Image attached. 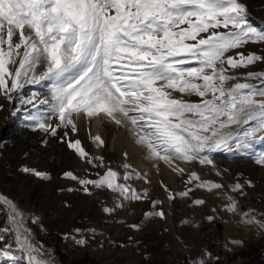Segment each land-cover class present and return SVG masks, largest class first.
Wrapping results in <instances>:
<instances>
[{
  "label": "snow or ice",
  "instance_id": "1",
  "mask_svg": "<svg viewBox=\"0 0 264 264\" xmlns=\"http://www.w3.org/2000/svg\"><path fill=\"white\" fill-rule=\"evenodd\" d=\"M249 44L264 45V26L251 21L244 0H0V94L19 101L16 112L25 113L27 127L34 131L57 136L58 130L71 126L75 133L74 115H102L128 127L146 149V159L170 165L174 160L197 161L215 168L213 152L251 157L255 144L264 143V71L239 72L264 63V55L247 51ZM42 64L44 70L37 73ZM28 85L46 87L49 94L43 99L35 91L26 95ZM233 125L238 127L232 130ZM60 139L92 167L105 169L96 179L63 173L85 193L92 195L95 188L119 193L124 200L147 198V189L140 193L128 183L147 182V174L124 164L121 175L105 164L103 156H91L79 139L68 138V131ZM93 140L101 147L105 143L99 135ZM255 162L264 166V151ZM175 168L184 172L178 165ZM21 171L51 179L49 173L27 166ZM242 175L237 174L230 188L246 197L245 188L255 187V182L241 183ZM192 181L208 191L224 189L222 183L202 181L194 171L186 183ZM164 187L170 200L192 191L174 194ZM225 196L230 203L224 210L238 212L236 198ZM162 204L153 201L154 207ZM117 207L124 205L117 201ZM0 212L7 217L0 227V262L56 264L53 250L34 240L27 226L29 219L37 223L39 217L2 193ZM145 216L163 219L166 213L161 207ZM206 219L211 222L215 217ZM241 223L264 230V213L258 218L249 209L241 214ZM86 231L94 235L97 230L76 228L75 234L65 233L64 238L87 247ZM208 260L219 257L205 249L204 256L191 264Z\"/></svg>",
  "mask_w": 264,
  "mask_h": 264
},
{
  "label": "rangeland",
  "instance_id": "2",
  "mask_svg": "<svg viewBox=\"0 0 264 264\" xmlns=\"http://www.w3.org/2000/svg\"><path fill=\"white\" fill-rule=\"evenodd\" d=\"M244 3L249 9L251 21L255 25L264 26V0H244ZM247 51L264 55V45L249 44ZM43 70V64L35 69L37 73ZM244 71H264V63L239 70ZM39 86L28 85L23 91L26 95L35 91L43 99L49 94L48 89ZM20 107L18 100L12 102L0 94V193L16 201L25 212L40 218L37 223L29 219L27 226L32 229L34 240L43 242L53 250L56 264H191L204 256L205 249L213 257H219L218 261L208 260V264H264V230L255 225L240 223L236 232L239 238L236 241L241 243L233 244L231 241L235 240L227 237L229 232L226 228L232 216L234 222L238 223L241 214L249 209H254L258 218L260 213H264V166L255 162L264 151V143L255 144L251 149V157L234 155L226 150L213 152L211 158L215 168L212 165H201L197 161L174 160L170 165L163 160L146 159V149L137 144L129 128L117 125L106 116H95L102 119L106 135L105 143L99 151L92 136L95 117L74 115L77 125L75 133L69 126L68 129L58 130L57 136H49L27 127L29 121L25 119V113L16 112ZM124 127L125 134L118 137L114 150L117 154L115 162V157L113 159L110 154L111 139ZM236 127L233 125L232 130ZM64 131H68V138L79 139L91 156H103L105 164L121 175L126 171L124 164L131 165L130 170L147 174L135 167L137 156L130 151L127 138V135H132L141 155L153 168L154 176L147 174V182L145 179H132L128 183L140 193L147 189V198L124 200L119 193L95 188L93 194L88 195L76 180L63 177L64 172L71 171L81 178L96 179L98 172L102 174L105 171L103 168L92 167L67 143L61 142L60 137ZM177 165L184 169L183 173L176 170ZM22 166L49 173L51 179L44 180L32 173H25L21 171ZM193 171L199 174L202 181L222 183L224 189L208 191L196 187L197 181L186 183ZM217 171L222 175H217ZM240 173L243 174L239 177L241 183L246 179L255 182V187L245 188L246 197L232 192L230 188ZM164 186L174 194L189 188L192 191L188 196L176 195L174 200H170L169 191ZM225 193L239 202L238 212L224 210L223 206L230 203ZM196 199H202L205 203L197 205L194 203ZM117 201L124 207H117ZM153 201H163V204L154 207ZM65 203L69 206L66 207ZM105 207L114 208L115 211L106 213ZM161 207L166 213L165 218L145 216ZM208 216H214L215 219L210 222L206 219ZM6 219V215L0 212V227L4 226ZM41 224L44 230H41ZM131 225H140V228L135 229ZM243 226L249 230L246 231ZM76 228L97 230L94 235L87 231L83 233L89 239L87 247H79L73 240L64 238L65 233L75 234ZM213 228L215 231L208 233ZM203 240H206V244H201ZM0 264L10 262L3 260Z\"/></svg>",
  "mask_w": 264,
  "mask_h": 264
},
{
  "label": "bare ground",
  "instance_id": "3",
  "mask_svg": "<svg viewBox=\"0 0 264 264\" xmlns=\"http://www.w3.org/2000/svg\"><path fill=\"white\" fill-rule=\"evenodd\" d=\"M31 108H29L30 109V111H33V109H32V106H30ZM95 120H94V122H93V126H92V136L93 137H95L96 135H99L104 141H105V138H106V135H105V128H104V126L102 125L103 124V122H102V119H100V117L98 118V117H95L94 118ZM126 127H124V128H122V130H121V132L118 134V133H115L114 134V136H113V138L111 139V152H110V154H112V156H113V159H114V157H115V159H114V161L116 162L117 161V159H116V156H117V154H116V151H114L115 150V148H116V146H117V140H118V137L120 136V135H122V134H125V129ZM21 129V128H20ZM18 130H19V128H18ZM128 133V132H127ZM127 138H128V142H129V145L131 146L130 147V151L133 153V152H135V154L134 155H136L137 157H135V159H136V162H137V166H135L136 167V169H138L139 171H144V173L146 172L147 174H152V176H154V171H153V168L151 167V166H149L148 164H147V162L145 161V158H143V156L141 155V153H140V150H139V146H137V144L136 143H134L133 141V137H132V135L130 136V135H127ZM94 143H96L97 144V142L96 141H94ZM99 148H98V150L100 151V146H98ZM107 152V151H106ZM114 152V153H113ZM128 153H129V151H128ZM114 169V168H113ZM33 188V187H32ZM33 206V205H32ZM241 218V217H240ZM232 220V221H231ZM241 223V220H239L238 221V223H235L234 222V216H232L231 218H230V220H229V223L227 222L226 223V228L228 229V232L229 233H227V237H230L231 239H233V240H238V238H239V236L237 235V229H239L238 228V225ZM243 228L247 231V230H249V228H247L246 226H243ZM215 231V229L213 228V230H211L210 232H208V233H213ZM241 235V234H240ZM206 244V240H203L202 242H201V244ZM120 260V259H119ZM129 261V260H128ZM112 261H110V263H111ZM116 262V261H115ZM119 262V261H118ZM113 263V262H112ZM131 263V262H130ZM234 264V263H233ZM255 264H257V263H255Z\"/></svg>",
  "mask_w": 264,
  "mask_h": 264
},
{
  "label": "crops",
  "instance_id": "4",
  "mask_svg": "<svg viewBox=\"0 0 264 264\" xmlns=\"http://www.w3.org/2000/svg\"><path fill=\"white\" fill-rule=\"evenodd\" d=\"M36 86V85H35ZM39 88H40V86H39ZM34 111V110H33Z\"/></svg>",
  "mask_w": 264,
  "mask_h": 264
}]
</instances>
